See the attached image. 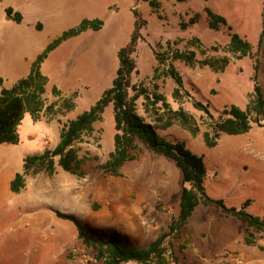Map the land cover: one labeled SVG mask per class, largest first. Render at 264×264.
Here are the masks:
<instances>
[{"label": "rangeland", "instance_id": "374dc122", "mask_svg": "<svg viewBox=\"0 0 264 264\" xmlns=\"http://www.w3.org/2000/svg\"><path fill=\"white\" fill-rule=\"evenodd\" d=\"M160 1L162 18L152 12L147 0H95L91 6H84L81 13L88 19H101V28L88 29L63 42L42 63L41 71L49 78L44 96L48 104L58 103L56 111L43 112L39 120L25 113L18 127L19 141L0 144V264H104L95 258L96 250L83 243L75 224L60 213L74 215L89 233L117 239L129 248L148 246L178 216L182 175L174 161L144 146L138 159L122 167V176L107 174L98 167L114 148L112 105L106 107L102 120L95 123L94 132L84 135L77 144L83 154L88 153L92 158L82 168L84 176L58 167L53 175L30 172L26 186L19 193L10 189V182L21 171L24 158L54 148L64 123L88 109L112 86L120 65L119 51L130 43L135 31L133 6L147 24L140 29L141 37L132 54L137 64L132 83L149 90H155L157 84L158 91L173 108L182 107L200 127L196 136L179 123L158 132L171 141H185L190 150L204 157L207 195L223 199L228 207L237 209L250 200L247 212L264 219V126L253 123L243 134H222L216 146L208 147L204 132L211 130L207 127L210 121L202 116L205 113L197 105L199 102L209 106L215 117L233 104L245 108L256 74L254 59L248 56L234 59L226 51L224 47L230 41L228 28L211 29L206 6L225 16L232 32L251 42L259 59L257 75L264 92V36L259 44L264 0ZM38 2L26 3L27 23L43 19L45 13L36 10ZM20 3L25 7L24 0H1L0 3V77L6 88H12L30 74L32 52L45 49L50 40L74 26L73 22L59 23L60 20L59 25H48L43 19L45 29L38 31L33 26L20 24L5 12L6 7ZM49 10L52 12L50 5ZM197 12L199 21L181 28L180 21L188 20ZM194 37L200 38L205 48L221 46L206 56L227 55L232 60L219 72L174 61L184 81L182 95L176 98V84L164 76L163 67L155 72L156 54L167 50L168 40L180 49L194 48L188 43ZM198 57L204 56L198 52ZM54 86L62 90L59 96L53 93ZM75 91V108L68 110L61 101ZM138 112L148 118L143 98L138 100ZM247 228L246 220L227 216L220 207L199 205L181 234L167 237V264L219 261L227 252L241 250ZM259 239L264 240V230L256 231L255 243ZM172 255L178 258L177 262L172 261Z\"/></svg>", "mask_w": 264, "mask_h": 264}, {"label": "trees", "instance_id": "16d2710c", "mask_svg": "<svg viewBox=\"0 0 264 264\" xmlns=\"http://www.w3.org/2000/svg\"><path fill=\"white\" fill-rule=\"evenodd\" d=\"M147 1L152 7V11L157 13L159 18H162L161 3L158 0ZM177 1L184 2L187 0ZM205 12L211 29L219 30L223 26L228 28L230 41L224 47L226 51L231 53L234 59H242L246 56L254 59L256 70L254 87L245 108L233 104L230 107H225L215 117L209 106L197 102L199 109L205 113L202 116L210 121L207 127L211 130L204 132V141L208 147H214L218 144L222 134H243L251 129L253 123L264 126V92L257 75L259 59L251 42L238 33L232 32V27L228 24L225 16L213 11L208 6L205 7ZM7 14L12 15V18L17 22H21L23 19L22 14L15 12L11 7L7 9ZM134 15L136 17L135 31L130 43L119 51L120 65L112 86L107 88L88 109L64 123L60 131L59 141L54 148H47L41 153L28 155L24 158L21 171L16 172L15 177L10 182L11 191L19 193L26 186V176L30 172L35 174L46 172L53 175L57 168L61 167L66 172L84 176L85 172L82 168L92 158L88 153L83 154L81 147L77 144L82 141L84 135H91L94 132L95 123L102 120L106 107L112 105L115 119L114 148L109 153L107 160L100 163L98 167L107 174L122 176V167L127 162L138 159L144 146H146L154 153L175 162L181 171L182 190L178 216L172 218L168 230L163 231L146 247L129 248L119 240L106 235H93L74 215L60 213L61 217L69 219L75 224L83 243L96 250L95 258L97 260H102L104 264H127L131 261L140 264H167V248L165 246L167 237L179 236L199 205H215L220 207L227 216L246 220L249 228L245 242L249 245L254 244V231L264 230V219L247 212L246 207L250 204V200H247L241 209H237L236 207H228L223 199H214L207 195L204 185L207 174L204 157L190 150L185 141L177 140L174 142L158 132V129H167L173 124L179 123L193 136H196L200 127L194 117L182 107L173 108L166 96L158 91L157 84L155 90H149L147 87L132 83L131 76L137 68L132 54L135 52L141 37L140 29L147 24V20L142 17L137 9H134ZM199 19L200 13H194L188 20H181L180 26L186 29L198 22ZM102 24L103 21L99 18L84 19L78 26L63 31L37 56L32 63L30 74L20 79L12 88L4 87L3 78L0 77V144L19 141L18 127L25 113H29L34 120H39L43 112L53 114L56 111L55 107L58 106V103L48 104L44 96L49 78L41 71V66L49 53L63 41L77 36L87 29L98 30ZM263 36L264 12L263 32L259 39L260 45ZM188 43L194 48L180 49L173 46V42L168 40L167 50L162 54H156L158 66L155 68V72H158L161 66L163 67L164 76L170 77L176 84L174 90L176 98L182 95L184 81L174 61H183L191 67H209L213 71L219 72L224 71L232 60L227 55L206 56L209 51H218L220 45L205 48L198 37L190 39ZM198 52L204 57L199 58ZM154 77L156 78V74ZM52 91L57 96L62 93V90L57 86H54ZM75 97H77V91L62 99L61 102L66 109L75 108L76 104L73 102ZM140 98H143V109L148 118H151L150 120L138 112V100ZM172 261L177 262L178 258L172 255Z\"/></svg>", "mask_w": 264, "mask_h": 264}, {"label": "crops", "instance_id": "0c3cea01", "mask_svg": "<svg viewBox=\"0 0 264 264\" xmlns=\"http://www.w3.org/2000/svg\"><path fill=\"white\" fill-rule=\"evenodd\" d=\"M28 1L29 0H24L25 7L21 3L19 5L15 4V7H12V6L6 7L5 12L7 13V9L11 7V8H13V10L15 12L17 11V12H20L22 14L23 19L21 22H19L20 24L25 23L27 26L35 27V29H37L38 31H43L45 29L44 20L47 22L48 25L49 24H52V25L58 24L57 21L60 20L59 23H61V22L63 23V21L73 22L72 24L74 26H72L71 28L78 26L84 19H88V18H85L86 16L82 17L81 12L83 11V7L84 6H91L95 0H89V1H86V0H52L53 1L52 3H51V0H39L38 8H36V10L37 11L41 10L42 12L45 13V15L43 17L44 20L41 18H38V19L32 21L31 23L26 22L27 21L26 13L28 12L26 3ZM158 1L161 3V6H162V2L160 0H158ZM49 5L52 7V12H50V10H49ZM132 9H137V8H136V6H133ZM62 12H64V13H62ZM153 13L157 14L155 12H153ZM90 19H95V18L91 17ZM65 30H68V29H65ZM87 30H85V31H87ZM84 32H82V33H84ZM62 33H63V31H62ZM62 33H60L58 36H60ZM81 34L74 36V37H71L65 41L72 40L73 38H76V37L80 36ZM58 36H56V37H58ZM51 41L52 40H50L49 43ZM65 41H63V42H65ZM48 44L46 45V47L48 46ZM59 46H57L54 50H56ZM54 50H52L51 52H53ZM43 51H44V49L43 50H36V51L32 52L30 60L34 62L35 59L37 58V56L40 53H42ZM49 58H50V56H48L45 59V62ZM248 228H249V225H248ZM248 228L246 229V232H245V236L243 239L244 245L241 247V250L234 249L231 252L239 254L242 258L246 259L249 264H262L264 262V240L259 239L257 243H254L252 245L247 244L245 242V237L247 236ZM26 233H28V232H26ZM254 234L256 235V231H254ZM245 245H247V246H245ZM217 263H218V261L214 260L208 264H217ZM67 264H69V262Z\"/></svg>", "mask_w": 264, "mask_h": 264}, {"label": "built area", "instance_id": "2783aa9c", "mask_svg": "<svg viewBox=\"0 0 264 264\" xmlns=\"http://www.w3.org/2000/svg\"><path fill=\"white\" fill-rule=\"evenodd\" d=\"M217 264H246V262H244L243 258L239 254L227 252Z\"/></svg>", "mask_w": 264, "mask_h": 264}, {"label": "water", "instance_id": "95a60500", "mask_svg": "<svg viewBox=\"0 0 264 264\" xmlns=\"http://www.w3.org/2000/svg\"><path fill=\"white\" fill-rule=\"evenodd\" d=\"M10 17L12 18V15H10Z\"/></svg>", "mask_w": 264, "mask_h": 264}]
</instances>
